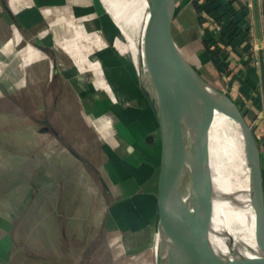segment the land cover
<instances>
[{"label":"rangeland","instance_id":"rangeland-1","mask_svg":"<svg viewBox=\"0 0 264 264\" xmlns=\"http://www.w3.org/2000/svg\"><path fill=\"white\" fill-rule=\"evenodd\" d=\"M110 1L130 19L127 0ZM116 42L119 47H113L105 66L111 86L105 81L102 87L99 81L115 102L94 101L97 106L89 112L83 101L89 96L87 103L92 102L93 87L71 86L61 76L41 71L35 78L26 69L25 86H12L8 100H0V216L9 215L17 224L20 252L35 249L38 258L22 259L24 264H49L45 249L51 252L50 264H154L159 128L141 93L140 68L129 44L123 36ZM102 121L109 124L106 133L97 129ZM232 128L224 132L235 139L238 133ZM145 135L155 137V143L145 144ZM241 158L221 170L231 194L238 193L242 183L237 181L246 176ZM14 169L34 187L27 177L14 178ZM215 207L219 222L228 220L227 226L240 233L241 223L233 219L239 210L227 204Z\"/></svg>","mask_w":264,"mask_h":264},{"label":"crops","instance_id":"crops-1","mask_svg":"<svg viewBox=\"0 0 264 264\" xmlns=\"http://www.w3.org/2000/svg\"><path fill=\"white\" fill-rule=\"evenodd\" d=\"M229 6L231 10L215 1L199 10L192 0H175L172 35L202 77L208 76L209 82L240 109L250 111L249 125L261 150L264 181V101L259 63L260 49L264 67V0H256L259 40L252 0H232ZM246 11L249 28L240 31L238 18ZM121 36L125 38L103 0H0V100H8L10 91L25 86L26 69L35 78L41 71V75H59L71 86L93 87L92 102L87 103L90 97L86 95L83 101L89 112H93L97 101L115 102L102 87L105 81L111 86L105 66L111 59L108 56L114 54L112 50L119 47L116 41ZM213 43L219 46L216 55L211 54ZM93 65L99 70L97 74ZM96 125L101 133L109 127L104 121ZM134 132L142 134L138 129ZM154 143L155 137L150 144ZM9 218L0 216V264L15 262V235Z\"/></svg>","mask_w":264,"mask_h":264},{"label":"water","instance_id":"water-1","mask_svg":"<svg viewBox=\"0 0 264 264\" xmlns=\"http://www.w3.org/2000/svg\"><path fill=\"white\" fill-rule=\"evenodd\" d=\"M145 1L147 16L140 53L147 79L143 80L140 74L138 77L141 93L158 124L160 149L152 222L156 230L154 264H264V186L261 150L253 130L236 102L207 82L176 44L171 29L175 0ZM252 4L259 40L256 0ZM126 5L129 10L131 5L142 8L140 0H129ZM129 15L135 20L136 11ZM259 63L264 101L260 49ZM149 86L153 98L148 92ZM216 111L233 122L244 153L251 213V220L247 218L248 235L253 234L255 244L249 255L220 256L211 249L207 238L213 193L206 162V138ZM152 139L148 136V140ZM185 182L190 198L186 204L182 200ZM197 251V260H191V254Z\"/></svg>","mask_w":264,"mask_h":264},{"label":"bare ground","instance_id":"bare-ground-1","mask_svg":"<svg viewBox=\"0 0 264 264\" xmlns=\"http://www.w3.org/2000/svg\"><path fill=\"white\" fill-rule=\"evenodd\" d=\"M140 1L142 4L141 9L137 5L135 6L131 5V9L129 10V12L136 11L135 20H131V19H128L127 15L122 14L118 8L117 10L113 9L111 6V1L109 3V0H103V2L106 4L107 10L112 14L117 24H119L123 35L127 39V42L129 44V48L131 51V56L133 58L135 65L140 68L139 74L141 78L143 79V77L146 78V74H144L145 68H144L143 59L140 53L141 48H142V35L141 34H142V28L144 25V21L147 16V11L145 8L146 1L145 0H140ZM122 23L125 24L126 26L127 25L130 26V28L133 27V29L131 28V30H129ZM148 92L151 98H153L154 94H153V90L151 87L148 88ZM232 124L233 122L230 121L225 115L217 111L214 112L213 120L209 127L207 138H206V143H207L206 144V156H207L206 162H207V167H208V171L210 175V180L212 183V193H213L212 195L213 210H212L210 226L207 231V238H208V242L210 244L211 249L218 255L220 253L218 247L222 245L221 246L223 249L222 256H225V254L229 253L230 251L240 252L241 255L243 254L249 255L253 253L252 251L249 252V250H252V249L254 250L255 248L253 234L252 235L250 234V236L248 235L249 234L248 228L250 224L247 218L251 220V213L248 210L249 202L247 198V187H248L247 175L244 177V180L237 181L238 185L239 184L241 185L242 183V186H241L242 188H240L238 193L231 194V192H228L227 190H233V188L228 178L223 177L222 171H221L223 167L227 166L226 162L228 163V165H230V162L233 163V159L241 158L239 154L242 153L241 151L242 149L236 146V144H238L241 147V144L239 143L240 139L238 138L239 135L238 137L235 136V139H233V137L227 134L225 135V132H224L225 129L231 128ZM243 160H244V156L243 158H241L240 165ZM234 164H235V161H234ZM235 165H238V164H235ZM239 169L241 172L242 169L241 168ZM245 170L247 171V167H245ZM186 186L188 185L185 182L182 186V191H183L182 200L183 202H185V204L190 202V198L186 193L187 191ZM217 204H220V206L227 204L229 206H234L239 210L240 215H237L239 213L235 212L236 215H235V218L233 219H235L236 221L238 219L239 223H241L240 233L235 232L234 229L227 226L228 220L226 223V221L224 222V220L222 219L221 221L224 222L223 225L221 224V222H219V219L221 218L219 217L220 216L219 209L215 207L217 206ZM247 212L249 216H247ZM200 246L201 245L199 244L198 248ZM198 255H199L198 251L197 253L193 252L191 254V260L193 258L197 260Z\"/></svg>","mask_w":264,"mask_h":264},{"label":"trees","instance_id":"trees-1","mask_svg":"<svg viewBox=\"0 0 264 264\" xmlns=\"http://www.w3.org/2000/svg\"><path fill=\"white\" fill-rule=\"evenodd\" d=\"M215 1L217 2V5H220V6H222V7H227L229 10H231L232 9V7L231 6H229V4L232 2V0H230V1H225V0H202L201 1V3H198V1L197 0H192V3L194 4V6H195V8L196 9H199V10H201L202 8H206V7H209L210 6V4L211 3H215ZM247 11L246 12H242L241 14H240V17L238 18V20H240L241 21V23H240V25L237 27V29L238 30H247L248 28V25L247 24H249V22L247 21ZM207 41H206V39H203V44H204V47L206 48V49H208V46H207ZM9 102V101H8ZM241 112L243 113V115H244V118H245V120L247 121V123L249 124L250 123V121H251V118H252V115H251V113H250V111H248V110H246V109H244V108H241ZM27 118H29L28 116H27ZM31 121L33 122V119H31ZM17 167V166H16ZM18 168V167H17ZM25 168H27V167H25ZM19 169H21V168H19ZM13 172L15 173L14 174V178H16L17 180H24L25 178L24 177H27L25 174H22L21 173V170L19 171L18 169H14L13 170ZM22 175V176H21ZM24 175V176H23ZM31 176V175H30ZM28 181H29V178L27 177L26 178ZM32 181V180H31ZM28 184H30V187H34L32 184H31V182L29 181L28 182ZM263 186H264V183H263ZM0 187H1V185H0ZM24 215H26V213L24 214ZM23 215V216H24ZM23 220V219H22ZM11 229H13V233L15 232V230H16V228H17V224L15 223V225L14 224H11ZM17 229H19V228H17ZM18 242H19V240H17V237L16 236H14V242H13V244H14V247H15V252L16 253H18L17 254V256H15V258H14V260H15V262H14V264H24L23 262H22V259L24 260V259H27V260H34V259H36V257L38 258V256L36 255V253H34L33 251H35V249H32V250H27L26 252H24V253H22V252H20V250H19V245H18ZM28 251H30V252H28ZM42 252L43 253H45L46 254V256L44 255V257L46 258V260L48 261V263L50 264L51 263V259H52V255L48 252V251H46V249L45 250H42ZM85 253H86V251H85ZM76 264V263H75ZM77 264H82L81 262L79 263V262H77Z\"/></svg>","mask_w":264,"mask_h":264},{"label":"built area","instance_id":"built-area-1","mask_svg":"<svg viewBox=\"0 0 264 264\" xmlns=\"http://www.w3.org/2000/svg\"><path fill=\"white\" fill-rule=\"evenodd\" d=\"M197 1H198V3H201L202 0H197ZM225 1H230V0H225ZM247 21H248V19H247ZM247 25H248L247 28H249V24H247ZM217 29H220V26H217ZM210 49H211V54L213 53L216 55L219 52V46H217L215 43L212 44Z\"/></svg>","mask_w":264,"mask_h":264},{"label":"flooded vegetation","instance_id":"flooded-vegetation-1","mask_svg":"<svg viewBox=\"0 0 264 264\" xmlns=\"http://www.w3.org/2000/svg\"><path fill=\"white\" fill-rule=\"evenodd\" d=\"M143 140H144V142H145V144H150L151 142V140H148V136L147 135H145V136H143Z\"/></svg>","mask_w":264,"mask_h":264}]
</instances>
